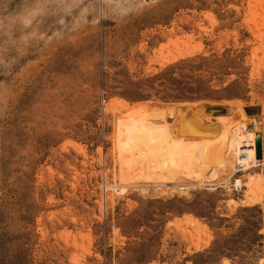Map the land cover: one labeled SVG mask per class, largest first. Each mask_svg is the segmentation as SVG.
Returning a JSON list of instances; mask_svg holds the SVG:
<instances>
[{"label":"rangeland","instance_id":"rangeland-1","mask_svg":"<svg viewBox=\"0 0 264 264\" xmlns=\"http://www.w3.org/2000/svg\"><path fill=\"white\" fill-rule=\"evenodd\" d=\"M0 264H264V0H0Z\"/></svg>","mask_w":264,"mask_h":264},{"label":"bare ground","instance_id":"bare-ground-1","mask_svg":"<svg viewBox=\"0 0 264 264\" xmlns=\"http://www.w3.org/2000/svg\"><path fill=\"white\" fill-rule=\"evenodd\" d=\"M136 109V108H135ZM142 113H144V114H146L148 111H147V109H144L143 107H139L138 108ZM191 112H190V114H202V113H204V108L202 107V108H199V110H197V111H195V110H190ZM135 112V111H134ZM180 112V111H179ZM181 113V112H180ZM205 114V113H204ZM245 127H247V123H243L242 124V129H241V133L243 134V135H241L240 136V140L238 141V143H237V146H236V154L238 155V160L239 159H241V160H243V162H245V166L246 165H249V167H250V165L252 164H255V163H257L258 162V159L256 158V156H255V151L253 150L252 151V156H254L253 158L250 156V154H248L245 150L243 151V152H240V149L242 148V146L244 145V144H247V145H252L253 144V146H254V148H255V138L257 137V135H258V133L256 132V133H254V135H249L247 138H246V140H244V139H242V138H244L245 137V133L247 132V129L245 128ZM211 134H216V131H213V133H212V131H210V130H208V129H202V133H201V135H204V136H210ZM247 147H250V146H247ZM240 152V153H239ZM239 153V154H238ZM257 165V164H256ZM255 166V165H254ZM248 167V166H247ZM253 167V166H252ZM244 168H246V167H244ZM254 180L252 179V181L250 180V183H252ZM223 184V183H222ZM240 184V183H239ZM206 186H214L215 187V185L217 186V185H219V184H216V183H209V184H205ZM224 185V184H223ZM256 186V185H255ZM256 189V188H255ZM252 194V193H251ZM253 195H254V190H253ZM248 201H249V198H248ZM247 201V202H248ZM249 202H253V200L252 199H250V201Z\"/></svg>","mask_w":264,"mask_h":264},{"label":"water","instance_id":"water-1","mask_svg":"<svg viewBox=\"0 0 264 264\" xmlns=\"http://www.w3.org/2000/svg\"><path fill=\"white\" fill-rule=\"evenodd\" d=\"M255 156L258 160L262 159V137L260 133L255 138Z\"/></svg>","mask_w":264,"mask_h":264},{"label":"built area","instance_id":"built-area-1","mask_svg":"<svg viewBox=\"0 0 264 264\" xmlns=\"http://www.w3.org/2000/svg\"><path fill=\"white\" fill-rule=\"evenodd\" d=\"M235 165H236V166H235V167H236V171H240V170H242V169L244 168V166H245V162H243V160L239 159V160H236ZM233 186H234V189H235V190H239V189H241V186H240L239 183L234 182V183H233ZM237 187H238V188H237Z\"/></svg>","mask_w":264,"mask_h":264}]
</instances>
